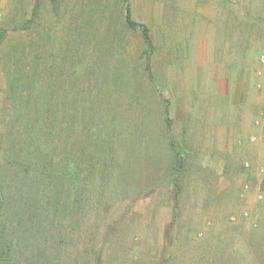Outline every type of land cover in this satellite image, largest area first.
<instances>
[{
    "label": "rangeland",
    "instance_id": "rangeland-1",
    "mask_svg": "<svg viewBox=\"0 0 264 264\" xmlns=\"http://www.w3.org/2000/svg\"><path fill=\"white\" fill-rule=\"evenodd\" d=\"M38 1L0 0V26ZM58 1V13L40 1V24L61 29L81 2ZM101 2L106 16L115 0ZM129 4L152 40L148 88L136 93L118 70L122 105L106 112L117 179L61 264H98L99 253V264H264V0ZM131 45L137 58L138 36Z\"/></svg>",
    "mask_w": 264,
    "mask_h": 264
},
{
    "label": "trees",
    "instance_id": "trees-1",
    "mask_svg": "<svg viewBox=\"0 0 264 264\" xmlns=\"http://www.w3.org/2000/svg\"><path fill=\"white\" fill-rule=\"evenodd\" d=\"M40 1L0 26V264L69 257L63 246L81 237L83 215L117 179V120L106 122V112L122 105L118 70L136 93L151 70L150 32L132 19L129 0H115L106 16L102 0H81L61 29L40 24ZM47 1L60 12L58 0ZM134 36L137 58L128 51ZM128 98L132 106L134 91Z\"/></svg>",
    "mask_w": 264,
    "mask_h": 264
},
{
    "label": "built area",
    "instance_id": "built-area-1",
    "mask_svg": "<svg viewBox=\"0 0 264 264\" xmlns=\"http://www.w3.org/2000/svg\"><path fill=\"white\" fill-rule=\"evenodd\" d=\"M260 60H261L262 62H264V56H261V57H260ZM256 124H258V122H256ZM251 141H255V137H251ZM245 167L248 168V167H249L248 164H245ZM260 171H262V170H260ZM258 200H260V201H264V194H260V195L258 196Z\"/></svg>",
    "mask_w": 264,
    "mask_h": 264
}]
</instances>
